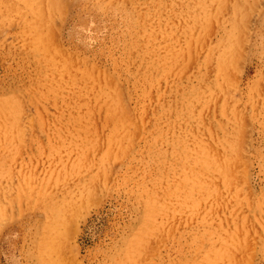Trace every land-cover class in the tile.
<instances>
[{
  "label": "rangeland",
  "instance_id": "obj_1",
  "mask_svg": "<svg viewBox=\"0 0 264 264\" xmlns=\"http://www.w3.org/2000/svg\"><path fill=\"white\" fill-rule=\"evenodd\" d=\"M56 2L0 0V264H264V0Z\"/></svg>",
  "mask_w": 264,
  "mask_h": 264
},
{
  "label": "bare ground",
  "instance_id": "obj_2",
  "mask_svg": "<svg viewBox=\"0 0 264 264\" xmlns=\"http://www.w3.org/2000/svg\"><path fill=\"white\" fill-rule=\"evenodd\" d=\"M25 1H26V6L28 3V5L33 7V9L24 11V13L21 12L22 15H20V16H23V14L26 15L27 18H24V19L28 20L29 22H26L25 25L27 27H29L30 32L34 33L35 41H37V43L40 44V50L41 51L43 49L46 50V46H44V44H43V40L45 38V35H43V29L44 28L40 26V24L44 21V18H45L44 14L40 8V7H42L41 4H43L42 3L43 0H25ZM44 1H46V5L44 4L45 7H47L48 11H50L51 13L56 12L58 10L56 0H44ZM12 2H13V0H7L6 4H8V6H10ZM30 11H31V14L28 15V13ZM29 16H31V21L29 20ZM82 204H83V202H82ZM51 263H53V264H64V261L63 260L61 261V260H59V258L56 257V259L51 260Z\"/></svg>",
  "mask_w": 264,
  "mask_h": 264
}]
</instances>
